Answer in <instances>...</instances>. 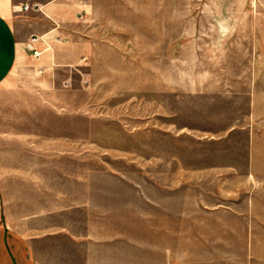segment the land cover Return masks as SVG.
I'll use <instances>...</instances> for the list:
<instances>
[{
    "label": "rangeland",
    "instance_id": "rangeland-1",
    "mask_svg": "<svg viewBox=\"0 0 264 264\" xmlns=\"http://www.w3.org/2000/svg\"><path fill=\"white\" fill-rule=\"evenodd\" d=\"M26 3L0 210L77 233L42 261L264 264V0Z\"/></svg>",
    "mask_w": 264,
    "mask_h": 264
},
{
    "label": "crops",
    "instance_id": "crops-1",
    "mask_svg": "<svg viewBox=\"0 0 264 264\" xmlns=\"http://www.w3.org/2000/svg\"><path fill=\"white\" fill-rule=\"evenodd\" d=\"M24 3L25 0H0V100H5L1 90L7 78L18 62L27 58L28 54L26 46L28 35L25 28L20 27L23 20L21 14L29 11L23 10ZM16 20L20 21L19 25ZM9 214L10 211L5 204L0 210V264H45L41 258L43 256L38 254V249L44 243H49L45 242L46 239L43 240V244L41 243V238L47 235H56L63 231L68 236L69 246L71 244L76 246L78 243V235L71 229L36 234L31 225L32 218L36 217L34 213L33 216L29 212L21 213V217L26 220H22L20 227L12 223ZM85 255L91 257L89 252ZM84 264H87V259L84 260Z\"/></svg>",
    "mask_w": 264,
    "mask_h": 264
},
{
    "label": "built area",
    "instance_id": "built-area-1",
    "mask_svg": "<svg viewBox=\"0 0 264 264\" xmlns=\"http://www.w3.org/2000/svg\"><path fill=\"white\" fill-rule=\"evenodd\" d=\"M37 4H32V3H26L23 8L24 10H29V9H34V7H36ZM37 42V38H35V36H33V38H31L30 40V43H28V47L31 49V50H34L35 54L37 56L40 55V53L36 50L35 46H34V43Z\"/></svg>",
    "mask_w": 264,
    "mask_h": 264
}]
</instances>
